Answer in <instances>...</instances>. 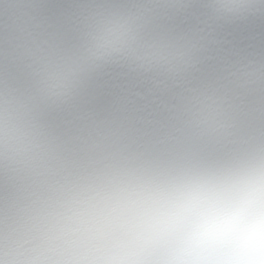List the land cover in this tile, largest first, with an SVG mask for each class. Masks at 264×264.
Here are the masks:
<instances>
[{
	"label": "clouds",
	"instance_id": "clouds-1",
	"mask_svg": "<svg viewBox=\"0 0 264 264\" xmlns=\"http://www.w3.org/2000/svg\"><path fill=\"white\" fill-rule=\"evenodd\" d=\"M0 264H264V0H0Z\"/></svg>",
	"mask_w": 264,
	"mask_h": 264
}]
</instances>
